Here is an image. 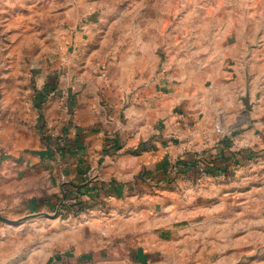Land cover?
<instances>
[{"label": "crops", "instance_id": "crops-1", "mask_svg": "<svg viewBox=\"0 0 264 264\" xmlns=\"http://www.w3.org/2000/svg\"><path fill=\"white\" fill-rule=\"evenodd\" d=\"M108 1L0 0L8 34L37 39V52L56 56L20 108L11 109L10 90L0 100V214L45 217L84 193L93 203L78 214L86 220L69 215L71 236L51 238L68 264H157L172 196L199 203L215 182L210 171L237 159L233 146L217 145L177 110L182 99L146 69L139 31L120 25L109 35L122 18L106 13L115 5ZM129 38L128 47L116 40ZM48 84L58 95L47 100L40 90ZM203 157L212 166L201 182L189 162ZM16 233L0 225V264H42V238L28 252Z\"/></svg>", "mask_w": 264, "mask_h": 264}, {"label": "rangeland", "instance_id": "rangeland-1", "mask_svg": "<svg viewBox=\"0 0 264 264\" xmlns=\"http://www.w3.org/2000/svg\"><path fill=\"white\" fill-rule=\"evenodd\" d=\"M119 1L105 5L106 13L122 18L109 35L115 38L120 25L139 31L135 39L146 49V69L155 68L153 78L168 87L164 93L182 99L177 110L217 145L233 146L229 150L240 162L217 173L210 171L207 158L189 162L198 166L196 180L203 182L210 171L215 182L199 203L172 196L166 243L157 245L165 257L157 264H264V0ZM6 29L0 22V100L10 90L14 110L37 79L52 73L56 56H42L37 39L13 37ZM116 40L128 47L131 39ZM92 55L97 61L98 54ZM55 89L44 86L41 97H57ZM66 204L45 217L1 214L23 221L9 225L0 220V225L17 232L11 237L26 240L28 252L41 237L42 264H68L65 254L51 246L52 237L61 241L73 233L72 217L63 214ZM78 214L75 222H84ZM159 230L156 226V236ZM51 252H56L53 258Z\"/></svg>", "mask_w": 264, "mask_h": 264}, {"label": "trees", "instance_id": "trees-1", "mask_svg": "<svg viewBox=\"0 0 264 264\" xmlns=\"http://www.w3.org/2000/svg\"><path fill=\"white\" fill-rule=\"evenodd\" d=\"M90 200L91 199L86 198L84 193H82L80 197H72L71 195L66 196V201H68L69 205L66 204L67 206L63 214H65V216H69V214L77 215L81 211L93 206V203L89 202Z\"/></svg>", "mask_w": 264, "mask_h": 264}, {"label": "water", "instance_id": "water-1", "mask_svg": "<svg viewBox=\"0 0 264 264\" xmlns=\"http://www.w3.org/2000/svg\"><path fill=\"white\" fill-rule=\"evenodd\" d=\"M0 220L4 223H7V224H10V225H16L20 222H22L23 220H20V221H16V220H11V219H8V218H4L1 214H0Z\"/></svg>", "mask_w": 264, "mask_h": 264}]
</instances>
